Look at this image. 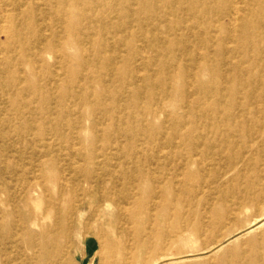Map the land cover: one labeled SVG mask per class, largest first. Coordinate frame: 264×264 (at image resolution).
<instances>
[{"label":"rangeland","instance_id":"1","mask_svg":"<svg viewBox=\"0 0 264 264\" xmlns=\"http://www.w3.org/2000/svg\"><path fill=\"white\" fill-rule=\"evenodd\" d=\"M0 264H264V0H0Z\"/></svg>","mask_w":264,"mask_h":264}]
</instances>
